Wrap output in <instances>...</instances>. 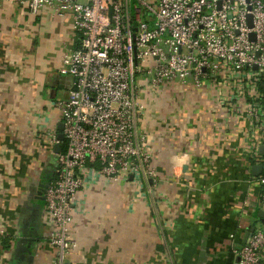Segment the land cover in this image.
<instances>
[{
  "label": "crops",
  "instance_id": "crops-1",
  "mask_svg": "<svg viewBox=\"0 0 264 264\" xmlns=\"http://www.w3.org/2000/svg\"><path fill=\"white\" fill-rule=\"evenodd\" d=\"M72 47L69 17L1 1L0 264L56 258L38 191L54 175V146L45 137H57L62 124L55 103L71 79L59 69ZM137 81L156 179L142 191L101 179L81 189L71 227L77 245L65 264H235L233 250L260 209L246 176L249 122L227 106L236 93L208 80L156 89L145 77Z\"/></svg>",
  "mask_w": 264,
  "mask_h": 264
},
{
  "label": "built area",
  "instance_id": "built-area-1",
  "mask_svg": "<svg viewBox=\"0 0 264 264\" xmlns=\"http://www.w3.org/2000/svg\"><path fill=\"white\" fill-rule=\"evenodd\" d=\"M14 1L35 15L49 8L71 19L73 47L59 69L71 86L55 103L64 138L45 137L51 148L61 146L43 195L48 241L56 249L52 264H65L76 248L71 227L82 211L81 189L101 179L142 191L156 179L137 77L153 89L191 78L236 93L237 103L227 106L239 114L246 107V176L264 211V0ZM254 165L262 166L257 176ZM252 228L233 250L235 264H264V224Z\"/></svg>",
  "mask_w": 264,
  "mask_h": 264
},
{
  "label": "water",
  "instance_id": "water-1",
  "mask_svg": "<svg viewBox=\"0 0 264 264\" xmlns=\"http://www.w3.org/2000/svg\"><path fill=\"white\" fill-rule=\"evenodd\" d=\"M250 22V21H249ZM251 23V22H250ZM59 133L57 134V139L59 141L63 140V134H62V129H63V124H60L59 127ZM53 152H59L61 150V146L59 143L55 144L54 147H53ZM261 152H264V145L261 146ZM262 169V166L261 165H254L251 169V174L253 176H257L260 171ZM48 186V180L44 181V183L40 184V190L38 191V195H44V192L46 190ZM43 200H44V197H43ZM257 217H258V220L264 224V211L262 209H259L258 213H257ZM253 231V228L251 227L250 229H247L246 233H245V238H244V242L246 241V239L250 236L251 232Z\"/></svg>",
  "mask_w": 264,
  "mask_h": 264
},
{
  "label": "rangeland",
  "instance_id": "rangeland-1",
  "mask_svg": "<svg viewBox=\"0 0 264 264\" xmlns=\"http://www.w3.org/2000/svg\"><path fill=\"white\" fill-rule=\"evenodd\" d=\"M240 108H242V114H239L240 119H244L247 121L246 117H245V112H246V107H242L241 105L239 106ZM131 185L135 186V183H130ZM256 226H261L259 223H256Z\"/></svg>",
  "mask_w": 264,
  "mask_h": 264
}]
</instances>
